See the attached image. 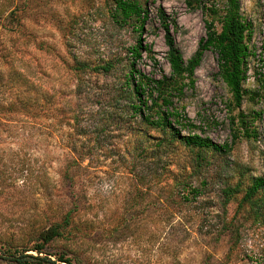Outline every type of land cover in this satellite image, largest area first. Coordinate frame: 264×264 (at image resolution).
Returning a JSON list of instances; mask_svg holds the SVG:
<instances>
[{"label": "rangeland", "instance_id": "obj_1", "mask_svg": "<svg viewBox=\"0 0 264 264\" xmlns=\"http://www.w3.org/2000/svg\"><path fill=\"white\" fill-rule=\"evenodd\" d=\"M138 1L148 11L140 39L156 64L142 53L135 69L158 78L168 67L156 10L175 20L186 62L204 36V8L224 0ZM237 1L251 54L240 107L209 50L193 86L172 99L180 133L228 146L216 153L144 126L115 95L118 81L75 77V63L123 57L132 44L131 28L111 23L110 0H0V264H16L22 250L35 256L50 228L58 235L38 256L54 264L264 263V204L241 201L264 174V90L253 75L264 60V0ZM240 112L254 136L235 134Z\"/></svg>", "mask_w": 264, "mask_h": 264}, {"label": "trees", "instance_id": "obj_2", "mask_svg": "<svg viewBox=\"0 0 264 264\" xmlns=\"http://www.w3.org/2000/svg\"><path fill=\"white\" fill-rule=\"evenodd\" d=\"M110 3L108 13L111 23L119 28L129 26L134 33L132 44L125 49L123 57L118 54L111 55L102 63L93 65L75 63L72 70L75 77L87 73L118 81L119 89L115 91V95L126 99L128 111L137 116L144 126L175 138L185 147L198 152L224 153L227 151L226 144L218 145L197 134L182 135L178 129L180 114L177 108L172 106V99L180 97L185 88L193 86L194 70L199 65L203 52L209 50L215 55L217 75L230 94L229 103L233 108L240 107L244 95L242 84L247 78L248 71L246 60L251 54L247 46L250 26L240 16L238 1L224 0L220 8L214 5L204 8L205 16L209 18L203 22L204 36L199 39L197 49L186 62H183L171 35V28H176L175 20L169 19L165 12L158 8L155 12V20L162 32L166 48L164 59L168 67V73L160 72L158 78L145 76L135 69V63L141 60L142 53L156 64V60L150 55L149 48L140 39L148 21L147 9L138 0H110ZM213 21L218 23V30L215 29ZM256 64L253 75L260 88L264 90V60L258 59ZM258 116V113H253L251 120ZM237 119L239 131L235 134H241L244 138L254 136L255 130L248 125L246 115L240 112ZM181 127L184 128V126ZM235 134H232V141L238 137ZM188 193L196 196L198 191L188 188ZM224 193L228 196L231 191L226 190ZM241 201L249 203L250 208L255 210L264 204V174L250 178ZM57 235L56 229H48L41 235L42 242L31 248V251L36 253L35 256L23 254L26 250H22L13 261L16 264H29L31 261L54 264L39 258L38 255L42 251L43 244ZM59 259L60 263L71 264L70 260L61 257Z\"/></svg>", "mask_w": 264, "mask_h": 264}]
</instances>
